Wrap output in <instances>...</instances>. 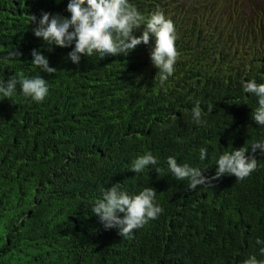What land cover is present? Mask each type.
I'll return each mask as SVG.
<instances>
[{"label":"trees","instance_id":"16d2710c","mask_svg":"<svg viewBox=\"0 0 264 264\" xmlns=\"http://www.w3.org/2000/svg\"><path fill=\"white\" fill-rule=\"evenodd\" d=\"M129 2L174 23L179 57L163 87L151 40L127 56L74 64L64 57L70 46L49 52L40 38L57 69L40 71L24 49L29 16H70L68 0H0V80L40 75L49 85L39 103L19 85L0 99V264H243L249 256L264 264V153L250 177L224 175L211 188L190 190L167 166L172 156L210 177L220 155L264 139L251 116L257 97L243 90L248 80L264 83V0ZM11 48L22 55L10 58ZM197 100L204 125L191 118ZM148 152L158 164L130 170ZM111 183L130 195L153 187L163 213L129 239L98 229L92 201Z\"/></svg>","mask_w":264,"mask_h":264},{"label":"clouds","instance_id":"9594fccd","mask_svg":"<svg viewBox=\"0 0 264 264\" xmlns=\"http://www.w3.org/2000/svg\"><path fill=\"white\" fill-rule=\"evenodd\" d=\"M47 11L40 10L38 18L34 14L29 16L30 23L34 25L31 30L32 38L26 40L32 41L24 48L32 58L31 63L40 71L48 74L57 71L42 52V46L39 44V39L42 38L48 45L49 52L52 51V46L61 48L70 46L64 52V57L74 64H79L83 58L94 54L99 58L108 55L127 56L137 46L149 45L151 40L149 55L152 65L159 70L162 87L174 72V65L179 57L175 46L178 35L174 23L165 17L163 11H156L145 18L129 0H68L66 11L70 16L67 17ZM29 25L25 23L26 27ZM141 26L142 33L139 36L133 35L134 30ZM7 55L17 59L22 53L11 48ZM0 69L3 70V67ZM17 85L25 97L37 103L42 102L49 92L47 80L40 75L33 78L14 75L6 82L0 80V99L11 100L17 91ZM243 90L257 97L258 107L252 111L251 116L255 124L264 126V83L248 80L244 83ZM213 107L212 103L207 105V114H211ZM204 115L201 102L197 100L191 110L192 121L197 125H204L206 124ZM257 150L264 153V139L252 142L250 150L248 145L225 152L219 156L215 172L210 177L203 174L207 168L193 167L187 163L180 164L172 156L167 158V166L177 181L188 182L190 190H196L197 186L211 188L213 181L224 175H234L238 181L250 177L258 168L255 155ZM206 157L207 148L202 147L200 159L203 161ZM157 164L158 158L148 152L133 159L130 170L142 173L149 166ZM156 171L160 172L161 169L156 168ZM155 197L156 190L153 187H146L138 194L130 195L122 191L118 184L111 183L101 189L97 201H92L91 216L93 219H99L98 229L102 228L104 231L116 229L119 236L129 239L135 230L144 227L163 213V208L155 202ZM257 243L264 244V241L257 239ZM261 253H264V247L261 248ZM243 264L262 262L255 256H249Z\"/></svg>","mask_w":264,"mask_h":264}]
</instances>
